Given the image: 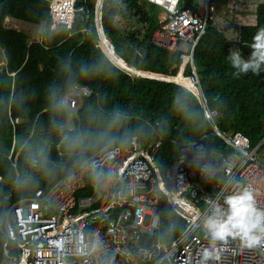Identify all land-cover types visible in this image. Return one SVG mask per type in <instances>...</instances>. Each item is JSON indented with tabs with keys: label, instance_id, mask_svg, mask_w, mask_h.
Listing matches in <instances>:
<instances>
[{
	"label": "trees",
	"instance_id": "16d2710c",
	"mask_svg": "<svg viewBox=\"0 0 264 264\" xmlns=\"http://www.w3.org/2000/svg\"><path fill=\"white\" fill-rule=\"evenodd\" d=\"M81 4L82 0H77V5ZM126 4L127 9L123 11L113 0L104 2V31L111 38L119 39L113 41L114 50L111 41L102 34V46L108 45L106 53L109 56L105 54L126 70L124 62L130 74L135 68L174 76V82L195 93L188 82L178 76L182 68L180 52L150 39L152 32L169 19L168 11L145 0H126ZM95 6L96 0L87 1L88 22L85 14H78L69 28L52 30L46 0H0V49L4 53V64L0 65V261L4 259L6 244L10 255L19 256V264L25 261L14 247V241L6 235L8 208L32 196L37 189L54 187L104 148L126 146L132 136L143 146L162 138L158 160L164 169L179 159L183 146L203 136L208 154L217 152L227 156L230 153V148L212 132L192 92L176 83L130 76L95 46L94 39L98 36L93 24ZM158 9L163 13H158ZM117 12L141 24L143 36L139 38L138 32L114 26L112 20ZM6 17L32 24L45 22L48 28L46 44L27 46L28 36L24 32L3 27ZM88 26L91 31H79ZM261 28H264V0L257 6V24L243 26L237 42L227 38L209 20L194 49V66L201 91L208 108L218 112V129L223 134L241 132L253 145L264 135V66L258 75L249 71L237 76L228 55L231 49L238 48L247 59L252 51L253 37ZM71 32L74 33L68 36ZM109 50L116 51L123 61ZM136 70L133 74L144 75ZM11 73H15L14 78ZM191 76L188 66L185 77L190 80ZM74 84L87 86L94 95L82 99L73 111L75 130L67 133L69 117L61 97ZM114 110H119L123 119L110 127ZM54 122L64 124L63 131L55 128ZM103 128H109L108 135L116 137L111 143L100 138ZM81 130L89 131L90 135L77 153L69 156L61 144L62 157H58L56 145L62 137ZM13 140V153L17 155L15 165L8 160ZM41 148L50 171L45 170L42 163L34 166L29 159L33 156L39 161ZM89 179L88 176L87 185ZM184 226L185 220L163 199L157 237L170 241Z\"/></svg>",
	"mask_w": 264,
	"mask_h": 264
},
{
	"label": "built area",
	"instance_id": "2783aa9c",
	"mask_svg": "<svg viewBox=\"0 0 264 264\" xmlns=\"http://www.w3.org/2000/svg\"><path fill=\"white\" fill-rule=\"evenodd\" d=\"M87 1L82 0L83 4L78 6L77 0H46L52 30L69 28L78 14H85L88 22ZM113 1L123 11L127 9L126 0ZM145 1L169 12V19L152 32L150 39L180 52L181 65L185 63L184 77L188 66L192 70L190 79L197 90L193 93L203 117L215 136L230 148V153L227 156L217 152L208 154L203 136L183 146L179 159L164 169L158 160L162 138L143 146L132 136L126 146L100 150L54 187L37 189L32 196L8 208L6 235L24 256V264H202L205 249L212 246L202 221L216 204L223 205L224 196L248 187L254 191L258 206L264 208V135L253 145L241 132L221 133L216 125L218 112L208 108L194 66V49L209 20L227 38L237 42L243 26L257 24V6L262 1L227 0L236 18L232 22L215 13L212 0ZM104 2L96 0L93 24L98 33L95 46L105 54L102 34L114 49L115 45L104 31ZM15 22L6 18L3 26L19 31ZM112 23L122 30L138 32L139 38L144 34L141 24L121 12L113 16ZM91 26L79 31H91ZM47 31L45 22L38 23L36 34L27 46L46 44ZM14 75L10 74L12 78ZM93 95L87 86L74 84L61 97L70 118L67 133L75 130L70 112L82 99ZM14 144L13 140L8 156L13 165L17 160ZM61 144L56 145L60 158ZM85 187L94 190L80 195L79 191ZM163 199L185 220L183 230L170 241L157 237ZM216 247L218 258L206 264H264V245L249 249L239 239H229L226 244L217 243ZM3 255L0 264H19V256L10 255L7 244Z\"/></svg>",
	"mask_w": 264,
	"mask_h": 264
},
{
	"label": "clouds",
	"instance_id": "9594fccd",
	"mask_svg": "<svg viewBox=\"0 0 264 264\" xmlns=\"http://www.w3.org/2000/svg\"><path fill=\"white\" fill-rule=\"evenodd\" d=\"M15 21L19 22V24L22 23V21ZM32 25L36 27L37 24ZM22 32L28 36V40L33 36L26 31ZM250 47L252 51L250 52V55L247 59L243 57L242 51L238 48H233L229 51L228 59L231 62L232 68L236 70L234 74L237 76H239L241 73L246 74L249 71L258 75L262 66H264V28L259 29L254 35L253 43L250 45ZM1 51L3 52L2 49ZM187 91L192 92L190 90ZM122 119L123 115L119 112V110H114L112 119L109 122V126L114 127ZM53 126L60 131H63L65 127L64 124L55 122ZM108 132L109 128H103L100 130L99 136L102 139H107L108 142L111 143L116 137L108 135ZM88 135H90V132L86 130H81L74 135H64L61 142L66 154L72 156L77 153V151L84 144V141ZM38 154L40 156L39 161H37L33 156L29 157L33 165L39 166L42 163L44 169L50 171L51 169H48L47 157L44 155V150L42 148L39 150ZM202 224L203 229L210 237V241L212 243V246L205 249L203 253L202 264H206L207 261L217 259L219 249L216 247V244H226L229 239H239L242 246L249 249L264 245V208L258 206L254 191L248 187L242 188L230 195L224 196L223 205L216 204L211 209L210 213L204 217Z\"/></svg>",
	"mask_w": 264,
	"mask_h": 264
},
{
	"label": "rangeland",
	"instance_id": "374dc122",
	"mask_svg": "<svg viewBox=\"0 0 264 264\" xmlns=\"http://www.w3.org/2000/svg\"><path fill=\"white\" fill-rule=\"evenodd\" d=\"M239 1H243V2H246V3H250V0H239ZM253 2H259V0H251ZM263 2V0H261ZM227 0H212V7L215 11V13L219 16V17H222L224 18L225 20L229 21V22H232L234 21L236 18L234 17V12L228 8L227 6ZM261 2V3H262ZM158 13L162 12V9H158L156 10ZM163 13V12H162ZM19 29L22 30V31H26L27 33L31 34V35H34L35 34V29L36 27L30 23H20L19 22H15ZM22 25V26H21ZM220 29V28H219ZM112 40L115 42L116 40L119 41V39L116 37L112 38ZM111 43V42H110ZM109 43V44H110ZM3 52L1 51L0 49V65L3 63ZM112 57V56H111ZM126 71V70H125ZM71 115L73 116V111L70 112ZM67 123H70V118H68V121Z\"/></svg>",
	"mask_w": 264,
	"mask_h": 264
},
{
	"label": "bare ground",
	"instance_id": "6f19581e",
	"mask_svg": "<svg viewBox=\"0 0 264 264\" xmlns=\"http://www.w3.org/2000/svg\"><path fill=\"white\" fill-rule=\"evenodd\" d=\"M113 46V45H112ZM108 45L107 46H102V49H103V51L106 53V51H108ZM115 50V49H114ZM114 50H109V51H111V52H113V53H116V51H114ZM107 54V53H106ZM108 55V54H107ZM116 55H118L117 53H116ZM109 56V55H108ZM113 59H114V57H113ZM118 60H122L121 59V57L118 55ZM123 61V60H122ZM123 67L126 69V70H128V68L126 67V64L123 62ZM184 69H185V63L182 65V68H181V70H180V73H179V75L178 76H181L183 79H185L187 82H188V84L195 90V94L197 93V90H196V88H195V86H194V84L192 83V80L190 79V80H187L186 79V77H184ZM132 70V73L131 74H133L134 72H133V70L134 69H131ZM144 75L145 76H148V75H150V74H145L144 73ZM152 78H160V77H156V76H152ZM173 78H175V77H173ZM173 78H167L168 80H170V81H172V82H174L172 79ZM174 83H176V82H174ZM178 84V83H177ZM179 85H181V84H179ZM184 87V86H183Z\"/></svg>",
	"mask_w": 264,
	"mask_h": 264
},
{
	"label": "water",
	"instance_id": "95a60500",
	"mask_svg": "<svg viewBox=\"0 0 264 264\" xmlns=\"http://www.w3.org/2000/svg\"><path fill=\"white\" fill-rule=\"evenodd\" d=\"M110 60V59H109ZM111 61V60H110ZM112 62V61H111ZM113 63V62H112ZM114 64V63H113ZM118 69H121L119 68L116 64H114ZM128 65V64H127ZM130 66V65H128ZM130 68H133L130 66ZM134 70H136L135 68H133ZM122 71L128 73L127 71L121 69ZM136 72H141V73H145V74H151V75H156V76H159L160 78H152L151 76H145V75H139V74H130L128 73L130 76H133V77H144V78H150V79H155V80H160V81H165V82H171V83H174L170 80H168L167 78H173L174 76H168V75H163V74H152L150 72H143V71H140V70H136ZM177 84V83H176ZM182 88H184L183 86H181ZM186 89V88H184ZM187 90V89H186ZM200 189L202 188L201 186L199 187Z\"/></svg>",
	"mask_w": 264,
	"mask_h": 264
},
{
	"label": "crops",
	"instance_id": "0c3cea01",
	"mask_svg": "<svg viewBox=\"0 0 264 264\" xmlns=\"http://www.w3.org/2000/svg\"><path fill=\"white\" fill-rule=\"evenodd\" d=\"M3 59H4V55H3ZM2 64H4V60H3V63ZM73 121H74V115H73ZM92 190H94L93 188H87V187H85L83 190H81V191H79V194L80 195H86L87 193H92Z\"/></svg>",
	"mask_w": 264,
	"mask_h": 264
}]
</instances>
